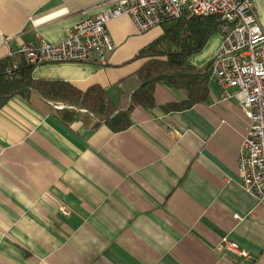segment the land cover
<instances>
[{
    "label": "crops",
    "instance_id": "crops-1",
    "mask_svg": "<svg viewBox=\"0 0 264 264\" xmlns=\"http://www.w3.org/2000/svg\"><path fill=\"white\" fill-rule=\"evenodd\" d=\"M105 1L0 0V61L28 41L65 40ZM253 9L264 29V0ZM108 30L117 48L106 65L39 66L34 78L129 99L144 63L135 57L160 35L140 33L129 16ZM216 36L192 65L215 58ZM209 88L202 104L166 113L187 98L160 82L156 107L134 108L121 133L66 125L34 97L11 99L0 110V264H264V200L244 190L239 173L250 121L238 100H222L214 78ZM226 237L250 258L219 250Z\"/></svg>",
    "mask_w": 264,
    "mask_h": 264
},
{
    "label": "built area",
    "instance_id": "built-area-1",
    "mask_svg": "<svg viewBox=\"0 0 264 264\" xmlns=\"http://www.w3.org/2000/svg\"><path fill=\"white\" fill-rule=\"evenodd\" d=\"M253 1L106 0L90 9H100L94 17L71 27L65 40L28 41L19 54L37 67L87 62L104 66L117 48L108 30L113 20L129 16L140 33H147L184 16L217 17L221 21L218 34L222 45L213 59L212 78L222 91V100H238L250 121L241 147L239 173L244 190L264 200V29L254 12ZM13 67L17 69L18 64ZM7 72L10 74L12 70ZM51 107L66 108L61 103H53ZM218 249L250 258L247 251L227 237Z\"/></svg>",
    "mask_w": 264,
    "mask_h": 264
},
{
    "label": "trees",
    "instance_id": "trees-1",
    "mask_svg": "<svg viewBox=\"0 0 264 264\" xmlns=\"http://www.w3.org/2000/svg\"><path fill=\"white\" fill-rule=\"evenodd\" d=\"M170 23L173 25L136 55L135 59L144 63L135 72L139 85L129 99L117 103L107 89L100 86L82 91L65 81L37 80L34 78L37 66L18 55L0 61V110L16 96L30 101L34 97L37 106L48 108L66 125L84 120L93 129L105 125L121 133L130 129L134 108L156 107L155 93L160 82L170 83L187 98L185 103L163 107L166 113L186 111L202 104L209 96L213 61L196 67L190 59L200 54L218 34L221 21L217 17L184 16ZM16 63L18 68L13 69ZM53 103H61L66 108L53 110Z\"/></svg>",
    "mask_w": 264,
    "mask_h": 264
},
{
    "label": "rangeland",
    "instance_id": "rangeland-1",
    "mask_svg": "<svg viewBox=\"0 0 264 264\" xmlns=\"http://www.w3.org/2000/svg\"><path fill=\"white\" fill-rule=\"evenodd\" d=\"M171 25H173V23H167L164 27H158L157 29H155L154 31H153V33H157L158 34V36L159 35H161L164 31H165V29H167V28H169ZM214 37H217L216 35L214 36ZM213 37V38H214ZM204 51V50H203ZM203 51L200 53V54H198V56H196V57H201L202 55H204L203 54ZM15 57V56H14ZM213 61V60H212ZM191 63V62H190ZM17 64V63H16ZM192 64V63H191ZM13 69H14V67H13Z\"/></svg>",
    "mask_w": 264,
    "mask_h": 264
}]
</instances>
